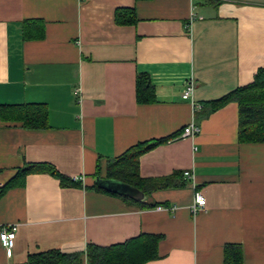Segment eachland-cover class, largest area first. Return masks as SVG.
I'll use <instances>...</instances> for the list:
<instances>
[{
	"label": "crops",
	"instance_id": "crops-1",
	"mask_svg": "<svg viewBox=\"0 0 264 264\" xmlns=\"http://www.w3.org/2000/svg\"><path fill=\"white\" fill-rule=\"evenodd\" d=\"M120 8H133L135 23L117 24ZM24 21L42 22L43 36L24 39ZM260 67L264 0H0V105L48 111L42 129L0 117V189L27 163L82 177L61 186L32 172L0 194V230L16 227L11 256L0 245V264L52 249L83 255L87 244L141 234L160 236L158 257L144 264H224L226 245L240 247L242 264H264V143L238 141L236 102L209 104ZM138 74L154 102H136ZM191 122L199 133L181 136ZM171 135L139 157V175L179 172L182 186L144 194V206L98 190L109 159ZM185 170L206 202L195 215Z\"/></svg>",
	"mask_w": 264,
	"mask_h": 264
},
{
	"label": "trees",
	"instance_id": "trees-1",
	"mask_svg": "<svg viewBox=\"0 0 264 264\" xmlns=\"http://www.w3.org/2000/svg\"><path fill=\"white\" fill-rule=\"evenodd\" d=\"M114 17L119 25L133 24L137 20L133 8L117 9ZM43 27L42 22L39 21H24L22 36L24 39H39L43 36ZM135 99L138 104L151 103L156 100L155 90L144 74H138L136 77ZM231 101L238 105V141L240 143H264V67L257 69L250 83L209 102L210 110H215ZM0 117L5 121L19 123L26 129H42L48 126V111L43 103L0 105ZM172 136L138 142L121 155L109 159L106 178L134 186L143 194L156 189L182 186L184 182L182 183V175L179 172L162 178H143L139 175V157L154 147L166 143ZM32 172L48 173L58 179L61 186L77 185L51 165L27 163L1 187L0 194L12 187L23 185L26 175ZM97 188L105 192L104 189ZM116 195L127 202L144 206L143 202L126 195L118 193ZM159 239L158 235L141 234L109 246L87 244L83 255L63 253L52 249L29 254L25 264H84V257L86 264H144L158 257ZM224 264H242V252L239 246L226 245L224 247Z\"/></svg>",
	"mask_w": 264,
	"mask_h": 264
},
{
	"label": "built area",
	"instance_id": "built-area-1",
	"mask_svg": "<svg viewBox=\"0 0 264 264\" xmlns=\"http://www.w3.org/2000/svg\"><path fill=\"white\" fill-rule=\"evenodd\" d=\"M190 19H193V16ZM192 89H193L192 83L191 82L186 83L185 88L181 94V98L184 100L190 99L192 95ZM199 131H200L199 126L191 122L190 124L186 125L183 128L181 132V136L193 137L197 135ZM183 177L190 182V184L194 189L193 202L191 204L190 211L192 215H195L199 211L204 209L206 203L205 198L203 197V195L199 190L195 189L194 177L191 171L185 170L183 172ZM81 179H82L81 176H74L72 178V181H79ZM15 230L16 227L14 225L2 228L0 230V245L4 249L5 254L7 256H11L12 254V248L14 245V238H15Z\"/></svg>",
	"mask_w": 264,
	"mask_h": 264
},
{
	"label": "water",
	"instance_id": "water-1",
	"mask_svg": "<svg viewBox=\"0 0 264 264\" xmlns=\"http://www.w3.org/2000/svg\"><path fill=\"white\" fill-rule=\"evenodd\" d=\"M95 182L97 186L106 191L123 194L135 200L144 199V194L138 188L131 186L127 183L107 178H96Z\"/></svg>",
	"mask_w": 264,
	"mask_h": 264
}]
</instances>
